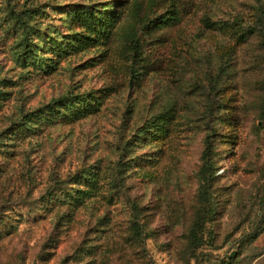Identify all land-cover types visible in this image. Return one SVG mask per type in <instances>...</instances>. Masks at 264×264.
Here are the masks:
<instances>
[{"label":"rangeland","instance_id":"1","mask_svg":"<svg viewBox=\"0 0 264 264\" xmlns=\"http://www.w3.org/2000/svg\"><path fill=\"white\" fill-rule=\"evenodd\" d=\"M0 264H264V0H0Z\"/></svg>","mask_w":264,"mask_h":264},{"label":"trees","instance_id":"2","mask_svg":"<svg viewBox=\"0 0 264 264\" xmlns=\"http://www.w3.org/2000/svg\"><path fill=\"white\" fill-rule=\"evenodd\" d=\"M211 148H209L208 153H207V157H208V161L205 164L204 168H202V174L204 176V183L202 184V189L201 192L203 194V197L206 195L205 193V188H206V180H207V176L208 174L213 176V167H212V153H211ZM204 192V193H203ZM198 222H201L200 219H198ZM137 229L136 224H135V230ZM139 233V232H136ZM195 238L197 236V234L195 232H193Z\"/></svg>","mask_w":264,"mask_h":264}]
</instances>
